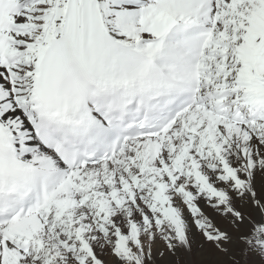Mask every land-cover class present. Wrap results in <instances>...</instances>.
I'll return each instance as SVG.
<instances>
[{"label":"snow or ice","instance_id":"obj_1","mask_svg":"<svg viewBox=\"0 0 264 264\" xmlns=\"http://www.w3.org/2000/svg\"><path fill=\"white\" fill-rule=\"evenodd\" d=\"M0 264H264V0H0Z\"/></svg>","mask_w":264,"mask_h":264}]
</instances>
